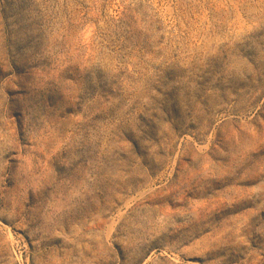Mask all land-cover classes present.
I'll return each instance as SVG.
<instances>
[{
    "label": "rangeland",
    "instance_id": "1",
    "mask_svg": "<svg viewBox=\"0 0 264 264\" xmlns=\"http://www.w3.org/2000/svg\"><path fill=\"white\" fill-rule=\"evenodd\" d=\"M0 264H264V0H0Z\"/></svg>",
    "mask_w": 264,
    "mask_h": 264
}]
</instances>
